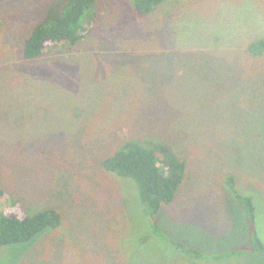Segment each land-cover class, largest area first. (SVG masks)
Listing matches in <instances>:
<instances>
[{"label":"rangeland","instance_id":"rangeland-1","mask_svg":"<svg viewBox=\"0 0 264 264\" xmlns=\"http://www.w3.org/2000/svg\"><path fill=\"white\" fill-rule=\"evenodd\" d=\"M64 1L0 0V212L18 200L63 213L2 246L0 264H264L250 250L255 231L264 243V52L248 50L264 39V0H165L147 14L95 0L82 39L26 58L25 38ZM131 137L187 164L153 216L134 179L101 165Z\"/></svg>","mask_w":264,"mask_h":264},{"label":"trees","instance_id":"trees-1","mask_svg":"<svg viewBox=\"0 0 264 264\" xmlns=\"http://www.w3.org/2000/svg\"><path fill=\"white\" fill-rule=\"evenodd\" d=\"M163 1L165 0H134L133 3L139 13L147 14ZM96 10L95 0H65L59 14L53 17L45 16L34 25L31 33L25 38L24 56L35 58L41 55L44 49L57 44H75L86 35L89 24L95 21ZM248 50L255 55L262 54L264 39L250 42ZM101 165L118 176L135 180L140 201L150 216L157 214L163 205L173 202L187 174L186 161L170 145L156 139L140 137L129 138L116 151L104 157ZM226 183L241 201L250 221L255 222L256 207L253 198L239 192L233 175H227ZM16 201L0 212V248L7 244L30 241L46 228H58L63 223V213L57 207H47L30 214L23 212L19 201ZM176 244L185 251L203 256L201 252H194L181 242ZM250 250L264 253V243L256 231ZM236 253L238 250L219 255L227 257Z\"/></svg>","mask_w":264,"mask_h":264}]
</instances>
